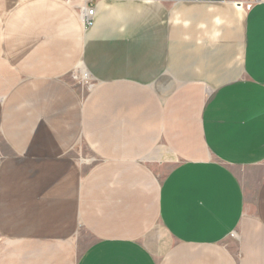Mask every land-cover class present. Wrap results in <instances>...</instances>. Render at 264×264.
Wrapping results in <instances>:
<instances>
[{"label":"crops","instance_id":"0c3cea01","mask_svg":"<svg viewBox=\"0 0 264 264\" xmlns=\"http://www.w3.org/2000/svg\"><path fill=\"white\" fill-rule=\"evenodd\" d=\"M80 240L74 264H264V2L0 0V264Z\"/></svg>","mask_w":264,"mask_h":264},{"label":"rangeland","instance_id":"374dc122","mask_svg":"<svg viewBox=\"0 0 264 264\" xmlns=\"http://www.w3.org/2000/svg\"><path fill=\"white\" fill-rule=\"evenodd\" d=\"M86 75V70H82L79 66H77L68 75V79L71 81V83L83 94L87 93V91L96 84V80H94L93 78L87 79ZM83 241L84 240H80V242H77V245L75 246L77 250V255L75 254L65 256V264H74L76 258L81 252V249L83 248Z\"/></svg>","mask_w":264,"mask_h":264},{"label":"built area","instance_id":"2783aa9c","mask_svg":"<svg viewBox=\"0 0 264 264\" xmlns=\"http://www.w3.org/2000/svg\"><path fill=\"white\" fill-rule=\"evenodd\" d=\"M233 2L238 7L243 8L245 10H249L255 4L264 2V0H233ZM84 12H85V20H86V22L91 24L92 20H93V17H94V12H95L94 7L93 6H86ZM86 78L87 79L91 78L90 73H89V75L88 74L86 75ZM237 235L238 234H237L236 230L232 232V236L233 237H237Z\"/></svg>","mask_w":264,"mask_h":264},{"label":"bare ground","instance_id":"6f19581e","mask_svg":"<svg viewBox=\"0 0 264 264\" xmlns=\"http://www.w3.org/2000/svg\"><path fill=\"white\" fill-rule=\"evenodd\" d=\"M81 69L82 70H85V67H84V65H81ZM87 74L89 75V73L87 72Z\"/></svg>","mask_w":264,"mask_h":264}]
</instances>
